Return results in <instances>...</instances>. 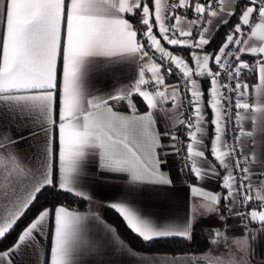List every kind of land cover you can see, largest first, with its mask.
Here are the masks:
<instances>
[{
	"label": "snow or ice",
	"instance_id": "1",
	"mask_svg": "<svg viewBox=\"0 0 264 264\" xmlns=\"http://www.w3.org/2000/svg\"><path fill=\"white\" fill-rule=\"evenodd\" d=\"M116 180L107 206L145 245L190 247L199 229L264 264V0H0V264H225L133 249L99 216L107 242L94 240L59 199L29 216L45 190L92 200ZM178 181L185 214L139 204ZM199 212L216 225L200 229Z\"/></svg>",
	"mask_w": 264,
	"mask_h": 264
},
{
	"label": "crops",
	"instance_id": "2",
	"mask_svg": "<svg viewBox=\"0 0 264 264\" xmlns=\"http://www.w3.org/2000/svg\"><path fill=\"white\" fill-rule=\"evenodd\" d=\"M166 47L171 49V46L166 45ZM120 71V79L122 81L127 80L129 73L126 70ZM103 83L105 87H110L111 85L116 83V81L109 79L107 81H104ZM139 106L143 108V104H140ZM169 124L171 126V121H169ZM172 130L175 131L176 129L173 127ZM177 158V155L169 156V165L172 168L173 175L176 174V169L179 167V161ZM218 183V181H212L209 186L212 188H216L217 191H219V189L217 188ZM122 190L123 181L120 180H116L111 182L110 184H105L103 186L96 187L94 191L95 198L92 200H87L89 201L88 209L84 211L78 210L88 216L86 224L94 240L99 239L107 242V237L105 236L101 223L96 221L94 217L99 216L104 223L110 225V223L102 217L101 212L103 211V206H107V202L116 198ZM188 199L189 197L187 188L181 182L178 181L175 190L171 191L167 196L154 192L150 190V188H146L143 194L139 197V204L147 212L163 220L172 215L185 214L188 208ZM200 202L201 201L199 200L194 201L197 206ZM198 218L200 220L204 219L210 226H215L217 223L216 218L214 216H205L203 212H199ZM229 223H233V221L229 220ZM232 231L238 233L240 229L234 228ZM45 244H47V239H45ZM208 246L209 248L207 250L201 253H196V255L200 256L202 254H207L209 259H216L217 257H219L225 261V264H228L229 261H232L233 254L235 255V264H255V260H258L260 258L259 256H255L252 258V260H249L247 257H244L242 259L241 254L236 252V248L232 239H222L219 244H212L210 242V245ZM257 251L260 255H264V245H261L257 249ZM249 255H251V250L249 252ZM101 258L103 259L104 257Z\"/></svg>",
	"mask_w": 264,
	"mask_h": 264
},
{
	"label": "trees",
	"instance_id": "3",
	"mask_svg": "<svg viewBox=\"0 0 264 264\" xmlns=\"http://www.w3.org/2000/svg\"><path fill=\"white\" fill-rule=\"evenodd\" d=\"M236 23V18L234 17L229 25H224L219 29L217 33H214L215 35V42L216 44H219L222 42L225 35L230 30V27ZM190 51V50H188ZM186 54V53H183ZM61 200L64 201L70 209L80 210L84 211L88 209L89 201L77 198L73 195L67 194V193H56L53 190H45L42 192L39 196L38 202L35 205V207L32 209V212L29 213V216L33 215L41 205L53 202L55 200ZM102 217L110 223V225H113L114 228L118 230V233L122 239L125 240L126 243H128L133 249L140 250V249H149L152 252L156 253H164V254H179L181 250L186 249V251L191 253H201L209 248L208 245H210L211 236L205 235L202 232L199 231V229L195 232V240L191 244L190 247H187L185 243L181 240H173V239H167V240H158L152 243L151 245H145L139 237H137L134 233L131 232V230L127 227L123 219L120 217V215L113 210L111 207L103 206ZM201 223L199 225L200 229H206L210 225L205 221L204 219H201ZM27 222V218H25L24 221H22L17 228V231H19V228H22L24 226V223ZM15 233L12 234V236L9 237V242L14 238Z\"/></svg>",
	"mask_w": 264,
	"mask_h": 264
},
{
	"label": "built area",
	"instance_id": "4",
	"mask_svg": "<svg viewBox=\"0 0 264 264\" xmlns=\"http://www.w3.org/2000/svg\"><path fill=\"white\" fill-rule=\"evenodd\" d=\"M171 82H176V78L175 76H173L171 78ZM178 136L180 138L181 141H185L186 142V137H185V129L184 128H180L179 129V133H178ZM184 151H186V149H182V152H181V156L184 154ZM181 156H177L178 158V161H179V166L181 165L182 163V159H181Z\"/></svg>",
	"mask_w": 264,
	"mask_h": 264
}]
</instances>
